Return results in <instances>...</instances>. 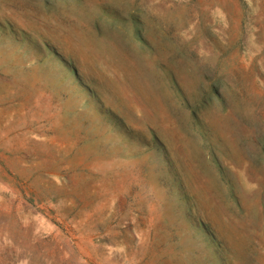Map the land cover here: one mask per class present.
Returning <instances> with one entry per match:
<instances>
[{
    "label": "rangeland",
    "instance_id": "obj_1",
    "mask_svg": "<svg viewBox=\"0 0 264 264\" xmlns=\"http://www.w3.org/2000/svg\"><path fill=\"white\" fill-rule=\"evenodd\" d=\"M0 264H264V0H0Z\"/></svg>",
    "mask_w": 264,
    "mask_h": 264
}]
</instances>
